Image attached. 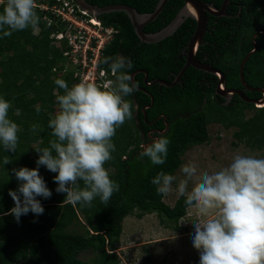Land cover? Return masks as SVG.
Segmentation results:
<instances>
[{"label":"trees","instance_id":"obj_1","mask_svg":"<svg viewBox=\"0 0 264 264\" xmlns=\"http://www.w3.org/2000/svg\"><path fill=\"white\" fill-rule=\"evenodd\" d=\"M87 1L97 6L127 4L141 14L154 12L160 2ZM202 1L221 8L225 0ZM54 2L49 0L50 4ZM184 5L183 0H169L158 18L146 25L145 32L158 33L165 29ZM37 13L40 17L37 35L30 28L16 31L11 37H2L0 33V96L11 103L8 116L20 128L15 153L6 152L0 145V264H121L117 249L121 242L123 222L127 217L135 215L142 218L147 214H157L166 228L179 229V223L188 210L185 197L181 196L174 206H169L164 201L165 196L157 194L156 185L151 181L161 171L175 175L188 149L208 143V125L217 123L226 129L235 128L233 137L237 142L251 149L264 150V106L257 108L256 104L239 97L224 103V98L216 96L215 86H208L204 82L206 73L194 67H190L181 82L174 87L161 84L147 87L144 74H138L135 84L146 87L154 96L151 114L153 112L156 116V110L161 109L159 112H165L168 116L170 129L165 137L170 140V144L166 162L153 165L148 157H140L142 138L132 118L117 129L116 133L120 137L113 140V159L105 164V167L110 165L114 168L115 172L110 173V177L119 184V191L113 194L107 204L99 198L91 206L63 203L66 193L56 192L58 185L54 182V176L57 173L39 166V172L52 191V196L49 199L37 197L45 209L42 215L36 216L29 212L21 216L17 223L14 216L7 215L15 206L8 194L9 190H16L19 186L11 170L38 167L36 161L39 154L35 148L48 146L47 140L54 138L52 130L44 122L58 108L56 95L63 94L54 80L60 78L69 86L73 84L71 76L52 73L53 67L62 61V54L54 47L51 38L53 33L58 32V27H49L44 20L46 12L38 7ZM227 14L229 16L221 18L209 17L207 37L210 42L200 48L199 55L204 49L210 51L212 61L207 62L213 64L216 56L221 54V63L215 66L226 69L228 87L242 86L241 63L248 52L255 48L252 44L253 34L259 28L264 30V0H231ZM99 19L105 27L117 30L113 41L104 51L103 67L109 69L103 63L105 57L123 56L130 58L133 63L131 75L139 69H146L149 82L162 79L169 83L184 67L186 56L182 51L187 48L196 29L193 18H187L173 35L151 44L141 42L125 12L102 14ZM262 37L256 39L259 40L258 52L244 66V79L251 87L264 88V65L262 71L257 70L259 56L264 51ZM171 72H174V77L169 78ZM248 96L260 100L263 95L257 92L248 93ZM126 99L132 102L133 114L139 113L143 130L147 131L149 127L144 122L142 108L151 104V98L144 97L143 92L137 89ZM37 106L39 112L36 111ZM248 112L253 113L248 115ZM32 124L39 125L35 132L30 131ZM164 126L161 122L160 128ZM5 157L11 163L4 165ZM80 184L82 187L83 182ZM76 222L85 228V234L67 232ZM90 252L93 254L91 260L84 261L81 256Z\"/></svg>","mask_w":264,"mask_h":264},{"label":"clouds","instance_id":"obj_2","mask_svg":"<svg viewBox=\"0 0 264 264\" xmlns=\"http://www.w3.org/2000/svg\"><path fill=\"white\" fill-rule=\"evenodd\" d=\"M0 5L2 37L29 28L34 35L39 32L37 0H0ZM103 63L115 78L104 84L86 77L71 86L64 79L54 80L63 90V94L56 95L58 108L48 122L54 138L48 146L35 148L39 154L37 168L11 170L19 186L9 190L15 206L7 215L14 216L17 223L29 212L42 215L45 209L37 197L52 196L39 166L57 173L56 192L66 193L63 203L91 206L99 198L107 204L119 191V184L111 179L105 164L113 159L117 129L133 118V104L126 97L137 86L132 83L130 58L109 56ZM11 107L0 96V145L6 152L15 153L20 128L8 116ZM36 111H40L39 106ZM38 128L32 124L30 131ZM169 144L167 137L159 135L150 144L141 145L143 151L139 155L148 157L153 165H163ZM9 163L5 157L3 164ZM181 170L185 178L179 180L175 189L173 182L177 177L163 171L151 182L156 185L157 194L168 196L176 192L185 197L186 208L195 211L193 246L200 253L199 264H264V158L235 154L231 163L219 171L198 174L192 162L182 165Z\"/></svg>","mask_w":264,"mask_h":264},{"label":"rangeland","instance_id":"obj_3","mask_svg":"<svg viewBox=\"0 0 264 264\" xmlns=\"http://www.w3.org/2000/svg\"><path fill=\"white\" fill-rule=\"evenodd\" d=\"M261 106L263 104H258L257 108ZM250 113L253 112H248V115ZM50 118H46L44 122L46 126ZM235 131V128L226 129L217 123L208 125L210 141L188 149L182 157V165L189 162L195 163L198 174H200L204 171L209 173L219 171L231 163L235 154L264 158V150L251 149L245 144L237 142L233 137ZM118 137L120 134L116 133L113 140ZM106 168L110 173L115 172L110 165H107ZM174 176L177 177V180L173 182L175 189L179 180L185 178L181 167ZM192 186L193 184L190 182L189 190ZM180 197L176 192H173L165 196L164 201L167 205L174 206ZM196 220L195 211L188 209L187 215L179 223V229L173 230L166 228L157 214H147L142 218L135 215L127 217L123 222L121 242L117 249L121 264H199L200 253L193 246L195 227L192 222ZM67 232L83 235L85 228L76 222L67 229ZM92 256L93 254L90 252L83 254L81 258L84 261H90Z\"/></svg>","mask_w":264,"mask_h":264},{"label":"built area","instance_id":"obj_4","mask_svg":"<svg viewBox=\"0 0 264 264\" xmlns=\"http://www.w3.org/2000/svg\"><path fill=\"white\" fill-rule=\"evenodd\" d=\"M38 8L46 12L47 25L57 26L51 35L53 45L60 50L62 61L52 69L53 74L71 76L78 83L82 77L104 84L115 79L110 69L102 66L105 49L117 30L105 27L102 21L81 9L75 0H37Z\"/></svg>","mask_w":264,"mask_h":264},{"label":"water","instance_id":"obj_5","mask_svg":"<svg viewBox=\"0 0 264 264\" xmlns=\"http://www.w3.org/2000/svg\"><path fill=\"white\" fill-rule=\"evenodd\" d=\"M168 1L169 0H160L154 12L141 14L135 8L127 4H113V5H107V6H97V5L90 4L87 0H75L77 5L81 9L85 10L87 13L91 14L92 16L96 18L106 13L125 12L130 17L132 24L135 28V31L138 37L140 38L141 42L148 43V44L157 43L173 35L178 30V28L186 21L187 18H193L197 23V27H196V31L194 32L192 36L190 43L187 46V61L184 67L181 69L177 78L172 83H168L167 81H164V80H157L154 83H158V84H161L167 87H174L178 82H181V79L185 75V72L190 67H194L198 70L213 73L220 78V84L218 86L217 94L223 97H226L227 95H231V93H239V95L242 97V100L246 102L254 103L256 105L258 104L264 105V97L261 100H257V99L250 100L243 93H240L234 90L233 91L225 90L226 76L222 72L216 71L211 66L199 61L196 58V52L199 49V47L202 45L203 39L207 33L208 14H211L216 17L227 16L226 11H227V7L230 4L231 0H225L222 5V8H216L213 4H209L202 0H183L185 2L184 7L178 13L177 17L174 19V21L170 25H168L165 29L155 34L145 33L144 31L145 26L158 18V16L162 13ZM251 54L252 52L245 58V60L243 61L240 67V78L243 84H245L244 66ZM139 72L145 73L146 75L145 83L146 85H151V83L148 82V73L143 70L138 71L133 74L132 82L134 83V77ZM260 91L264 94L263 89H260Z\"/></svg>","mask_w":264,"mask_h":264},{"label":"flooded vegetation","instance_id":"obj_6","mask_svg":"<svg viewBox=\"0 0 264 264\" xmlns=\"http://www.w3.org/2000/svg\"><path fill=\"white\" fill-rule=\"evenodd\" d=\"M226 13H227V11H226ZM210 16H212L214 18L216 17V16H213L211 14H208V25H209V17ZM227 16H229V15L227 14ZM221 17H223V16H219V17H216V18H221ZM196 27H197V23H196ZM144 31H145V28H144ZM195 31H196V29H195ZM207 33H208V29H207ZM207 33H206V35H205V37L203 39L202 45L199 47V49L196 52V58L199 61H201L203 63H206L207 65L211 66L216 71L222 72L226 76V72H225L226 69H221V67L218 68L217 66H215V64L221 63V56H220L221 54L220 55L218 54L216 56V59L213 62L214 65L212 63H208L207 62V61H209V62L212 61L211 60V55H210L211 52L210 51H207V50L204 49V52L202 50V54L199 55L200 48L202 46L206 47L207 46V43L210 42V41H208V37H207L208 34ZM147 34H155V33H147ZM261 35L263 36L262 38H263V41H264V30L262 28H259L253 34V36H252V44L254 45L255 48L251 51L252 54L250 55V57L253 54H255L256 52H258V49H259L258 41L259 40L256 41V39L260 38ZM192 36H191V39H192ZM191 39L189 40V43H190ZM188 44H187V46H188ZM237 48H239V46H237ZM251 52L249 51L248 54L245 56V58ZM182 54L186 56V61H187V48L182 51ZM205 54H207V55H205ZM245 58L243 59V61L245 60ZM259 58H260V62L257 64V70L258 71H262L263 65H264V51L261 52ZM243 61H242V63H243ZM261 64H262V66H261ZM141 70L146 71L148 73V82H149V72L146 69H139V70L135 71L134 73H136L138 71H141ZM204 72L206 73V75L204 76V79H206V80H204V82H206L208 84V86H211V84H213L215 86V94H216V96L218 95L221 98H224L225 99V102L224 103H230L232 100L236 99V97L242 98L239 95V93H231V95H227L226 97H223V96L217 94L218 86L220 84V78L218 76H216L215 74H213V73H209V72H206V71H204ZM133 74L131 76H133ZM138 74H144V84H145V86L150 87V88L153 87L154 85L158 84V83H154L155 81L162 80V79H156V80H153V81L149 82V83H151V85H146V83H145V76H146L145 73L139 72V73H137L135 75V77ZM173 74H174V72H171L169 74V78L174 77ZM178 74L175 76L174 80L177 78ZM135 77H134V84H135ZM241 84H242V86L228 87V80H227V76H226L225 90H227V91H230V90H232V91L233 90L234 91H238L240 93H243L250 100H255L257 98L248 96V93L255 94V93L258 92V93H261L263 95L262 98H260V100L263 99L264 94L260 91V89H263L264 90V88H262V87H251L249 84L246 83V81H245V84H243L242 81H241ZM137 89L140 92H143L144 97L145 96H149L151 98V104H146L142 108V112L144 113V118H143L144 119V122L146 123L147 127H149V129L147 131L146 130H143L144 128L142 127L141 121L139 119V113L136 112V113L133 114V119H134V121L136 123V126H137L138 130L140 131V136L142 138L141 145H147V144H150L152 142V140L155 139V138H157L159 135H163V136L167 135V133L169 132V129H170V124L168 122V116H167V114L165 112H159L161 109L160 110L159 109L156 110V113H157L156 116L153 115L154 114L153 112L151 114V108L154 106V103H155L154 96H153L152 92L149 91V90H147L146 87H142V86H137ZM138 110H139V106L137 105L136 106V111H138ZM169 112H170V110H169ZM150 118H152V119L149 120ZM161 122H162V124H165V126H164L163 129L160 128ZM167 125H168V127H167ZM140 148H141V146H140ZM142 151H143V149H142Z\"/></svg>","mask_w":264,"mask_h":264}]
</instances>
